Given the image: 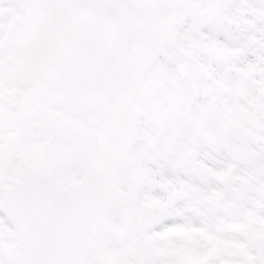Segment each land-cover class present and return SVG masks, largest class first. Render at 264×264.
I'll use <instances>...</instances> for the list:
<instances>
[{"label": "snow or ice", "instance_id": "6c2138e0", "mask_svg": "<svg viewBox=\"0 0 264 264\" xmlns=\"http://www.w3.org/2000/svg\"><path fill=\"white\" fill-rule=\"evenodd\" d=\"M0 264H264V0H0Z\"/></svg>", "mask_w": 264, "mask_h": 264}]
</instances>
